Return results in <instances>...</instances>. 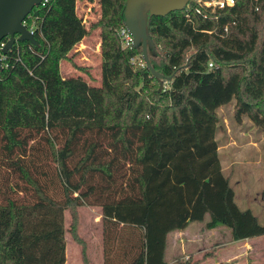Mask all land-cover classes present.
Here are the masks:
<instances>
[{
  "label": "trees",
  "instance_id": "obj_1",
  "mask_svg": "<svg viewBox=\"0 0 264 264\" xmlns=\"http://www.w3.org/2000/svg\"><path fill=\"white\" fill-rule=\"evenodd\" d=\"M201 1L147 21L161 89L140 50L122 45L124 0H98L88 28L75 0H46L24 17L35 43L15 41L0 68V228L17 211L18 264H64V211L88 264L76 231L84 206L100 209L102 264H165L167 234L205 214V228L223 225L233 241L264 235V223L235 204L215 140L216 110L233 101V119L261 134L264 207V0L212 11ZM93 29L96 113L72 120L59 113L69 82L59 62Z\"/></svg>",
  "mask_w": 264,
  "mask_h": 264
},
{
  "label": "rangeland",
  "instance_id": "obj_2",
  "mask_svg": "<svg viewBox=\"0 0 264 264\" xmlns=\"http://www.w3.org/2000/svg\"><path fill=\"white\" fill-rule=\"evenodd\" d=\"M75 13L83 26L88 28L98 18V0H75ZM99 65V37L97 29H93L73 46L66 58L59 62L60 75L69 80L64 104L66 108L59 111L60 115H70L72 120L94 118L97 103L94 100V89L99 86ZM232 105L233 101L216 111L219 120L223 121L222 129L216 134L217 143L221 146L218 155L219 163L233 190L235 204L240 209H249L256 220L262 224L264 223V207L260 197L262 190L261 134L244 117L236 122L232 117ZM229 138L233 141L232 144L222 147L230 141ZM99 211L100 209L96 206L77 208L76 231L85 243L88 264H100V256L102 260ZM204 223L203 221L195 224L196 229L201 230L200 233H204L206 229ZM68 224L69 215L67 211H64V264H81L80 246L70 238L67 232ZM195 225L188 231L197 232L196 229H192ZM17 228V211L9 212L8 221L0 228V257L3 259L0 264H18L20 252ZM212 233H220L223 240L230 239L227 228H220ZM181 241L180 247L184 251L178 257L181 259H186L188 256L192 259L193 257L200 259L204 253L212 256V252L217 247V244L211 242L198 244L187 239ZM252 241L250 248L253 252L235 260L234 263L243 261L246 257L252 260L253 264H260L264 235L255 237Z\"/></svg>",
  "mask_w": 264,
  "mask_h": 264
},
{
  "label": "water",
  "instance_id": "obj_3",
  "mask_svg": "<svg viewBox=\"0 0 264 264\" xmlns=\"http://www.w3.org/2000/svg\"><path fill=\"white\" fill-rule=\"evenodd\" d=\"M41 0H0V47L1 56L15 41L35 43L32 32L23 23L30 10L40 4ZM194 0H124L121 11L123 27L131 36V46L140 50V58L151 75L158 80V89L162 87V77L150 66L147 55L156 50L147 32L150 16H163L174 10H181L188 2ZM168 80V79H167Z\"/></svg>",
  "mask_w": 264,
  "mask_h": 264
},
{
  "label": "crops",
  "instance_id": "obj_4",
  "mask_svg": "<svg viewBox=\"0 0 264 264\" xmlns=\"http://www.w3.org/2000/svg\"><path fill=\"white\" fill-rule=\"evenodd\" d=\"M221 108V107H219ZM217 108V109H219ZM217 111V110H216ZM219 123L223 124L222 120H219ZM228 130L226 129V132ZM217 134V132H216ZM215 134V140L217 141V136ZM230 140V138H229ZM233 141H228L226 142L224 145H222V147H226V146H230ZM221 148V146L217 143V155H219V149ZM222 170V168H221ZM100 212V211H99ZM99 219H100V213H99ZM208 220V215L205 214L204 218L202 221H193L190 222L189 224H187V226L185 228H183L182 230H173L171 232H169L166 236V242H165V248H164V254H163V259L165 264H171L175 259H177L179 256H181L180 254H183L181 250V240H186L187 241H195L198 242V244L200 243H214L217 244L216 249L212 252V256L207 257L203 260H201L199 262V264H253L252 260H248L246 257L243 258V261H240L238 263H234L235 260L241 258L242 256H245L247 254H250L253 252L252 248H250V242H253L252 240L255 237H251V238H246L243 240H238V241H233L230 237V233H229V237L230 239L228 240H223L220 237V233H212L215 230H218L220 228H226L223 225H216L213 228L210 229H205L204 233H200L201 230L200 229H196L197 225L195 224H200L201 222H206ZM195 225V227H193L192 229H196L197 232L195 231H188L189 228L191 226ZM191 229V230H192ZM101 239V238H100ZM180 247V249H179ZM263 247H264V243L263 245H261V262L260 264H263V260H264V252H263ZM192 257L194 255H191ZM199 257H193V259H198ZM100 264H102V260H101V256H100Z\"/></svg>",
  "mask_w": 264,
  "mask_h": 264
},
{
  "label": "built area",
  "instance_id": "obj_5",
  "mask_svg": "<svg viewBox=\"0 0 264 264\" xmlns=\"http://www.w3.org/2000/svg\"><path fill=\"white\" fill-rule=\"evenodd\" d=\"M44 1H46V0H41L40 4H42ZM233 1L234 0H203V1H201V4L205 7H209L210 10L212 11L213 9H220V8H223L224 6H231L233 4ZM196 3H200V0H196ZM27 28L30 32H32L31 27H27ZM118 35L122 41V45H124V46L131 45V36L124 27H122L118 31ZM3 42L4 41H0V47L2 46ZM2 57L3 56H1V59H2ZM140 61H141L140 65H143V62L141 59H140ZM207 65L209 67L211 66L210 63H207Z\"/></svg>",
  "mask_w": 264,
  "mask_h": 264
}]
</instances>
